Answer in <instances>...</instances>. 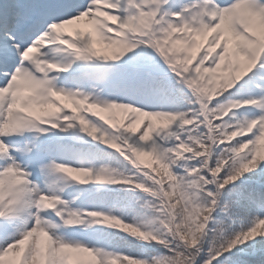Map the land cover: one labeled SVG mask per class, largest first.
Returning a JSON list of instances; mask_svg holds the SVG:
<instances>
[{
    "label": "snow or ice",
    "instance_id": "6c2138e0",
    "mask_svg": "<svg viewBox=\"0 0 264 264\" xmlns=\"http://www.w3.org/2000/svg\"><path fill=\"white\" fill-rule=\"evenodd\" d=\"M0 264H264V0H0Z\"/></svg>",
    "mask_w": 264,
    "mask_h": 264
}]
</instances>
